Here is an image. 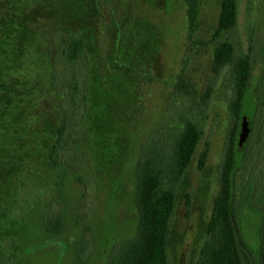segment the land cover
Returning a JSON list of instances; mask_svg holds the SVG:
<instances>
[{"label":"rangeland","instance_id":"1","mask_svg":"<svg viewBox=\"0 0 264 264\" xmlns=\"http://www.w3.org/2000/svg\"><path fill=\"white\" fill-rule=\"evenodd\" d=\"M14 1L13 17L24 23L20 27L25 36L16 62L23 80L29 79L32 86L28 93L34 96L33 105L41 103L37 110L53 107L44 102L46 95H53L49 71L58 88L63 80L76 86L78 102L87 62L93 77L87 112L80 103L68 112L69 143L61 164L69 175L62 200L55 201L49 185L35 187L25 181L17 199L10 200V209L0 212V255L14 257L16 236H22L23 248H32L23 264H79L77 247L84 249L85 264H107L112 246L135 231L132 171L142 147L152 146L159 150L156 164L163 186L174 188L177 195L167 234L168 264H197L232 127L230 68L212 69L213 49L227 39L235 56L248 54L253 66L244 106L251 121L237 154L233 189L237 224L246 245L243 264H259L264 100L257 107L259 97L253 90L262 86L264 74V0H237L235 27L215 40L212 33L221 0H202L190 37L181 0H96L98 17L91 14L87 0ZM70 34L84 39L85 52L76 63L65 64L59 52ZM179 74L191 83L194 95L174 90ZM30 112L26 108L27 115ZM50 117L46 144L54 138L57 119L54 113ZM184 120L197 125L201 139L183 176L172 180L171 144ZM204 148L205 165L198 170L197 156ZM8 156L10 166L20 157ZM37 209L61 212L62 232L45 233Z\"/></svg>","mask_w":264,"mask_h":264},{"label":"trees","instance_id":"2","mask_svg":"<svg viewBox=\"0 0 264 264\" xmlns=\"http://www.w3.org/2000/svg\"><path fill=\"white\" fill-rule=\"evenodd\" d=\"M48 1V0H46ZM53 1V0H49ZM91 14L98 17L96 0H87ZM14 0H0V212L10 209V200L18 197L19 187L30 183L35 187L50 186L56 202L64 195V187L69 173L62 165L63 151L67 148L68 112L80 103L84 113L88 109L89 92L92 91V69L86 63L84 92L76 101V86L64 81L62 88L56 85V77L51 71L49 85L52 96L46 95L44 102L50 101L52 110H37L33 105L34 96L29 79L20 74L17 57L24 41V30L13 17ZM185 8L188 36L194 32L202 0H181ZM29 6L31 4H28ZM237 0H221L216 26L212 33L215 40L223 33L232 30L237 23ZM60 57L66 64H74L85 52L84 39L70 34L62 40ZM5 65V67L3 66ZM229 66L232 79V96L228 110L232 118L225 146L224 157L219 170V188L212 199V207L205 226V237L199 248L197 264H243L242 255L246 245L240 234L234 207L233 173L236 168L237 154L244 142L239 143L241 124L251 119L245 114L246 93L252 79L253 66L248 54L235 56L233 44L223 39L213 49L212 69L217 72ZM263 73V72H262ZM260 85L254 88L253 95L259 97L257 107L264 100V74ZM176 92L194 95L190 82L179 74L174 82ZM261 89V90H260ZM24 90V91H23ZM31 95V96H30ZM257 96V97H256ZM260 101V102H259ZM26 108L32 110L29 115ZM49 110V107L47 108ZM56 119L54 138L46 144V133L51 114ZM85 118H82L84 126ZM201 139L197 125L184 120L181 130L173 136L171 144V178L178 180L191 164ZM158 149L149 146L139 152L133 167V206L136 211V225L133 235L110 249L107 264H168L167 234L171 216L174 212L177 195L174 188L163 186V173L157 167ZM19 154L17 163L9 165L8 155ZM207 157V148L197 156V169L202 170ZM79 180V176H75ZM23 187V186H21ZM15 194V195H14ZM16 197V198H15ZM4 200V205L2 203ZM11 200V202H12ZM261 226L259 229L258 261L264 264V201L260 203ZM1 212V213H2ZM41 229L48 234L58 235L64 227L60 212L46 214L36 211ZM0 213V214H1ZM13 256L0 255V264H23L25 256L32 248L22 246L23 237L16 236ZM79 264H85L84 249L77 247ZM10 255L9 251H6ZM5 254V253H4Z\"/></svg>","mask_w":264,"mask_h":264},{"label":"water","instance_id":"3","mask_svg":"<svg viewBox=\"0 0 264 264\" xmlns=\"http://www.w3.org/2000/svg\"><path fill=\"white\" fill-rule=\"evenodd\" d=\"M247 130H248L247 122H246V120H244L241 124V129H240V132L238 135L239 136V143L244 142L246 135H247Z\"/></svg>","mask_w":264,"mask_h":264}]
</instances>
